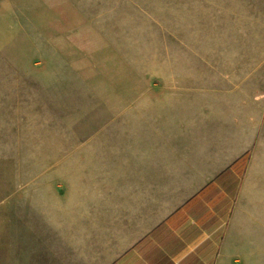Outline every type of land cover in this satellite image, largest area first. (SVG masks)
<instances>
[{
  "label": "crops",
  "instance_id": "obj_1",
  "mask_svg": "<svg viewBox=\"0 0 264 264\" xmlns=\"http://www.w3.org/2000/svg\"><path fill=\"white\" fill-rule=\"evenodd\" d=\"M177 3L184 41L215 28L221 13L230 28L264 27V0ZM105 8V0H0V13L19 19ZM157 61L97 135L51 150L60 159L34 211L0 215L8 234L0 264H264V52ZM6 81L1 93L11 91Z\"/></svg>",
  "mask_w": 264,
  "mask_h": 264
},
{
  "label": "rangeland",
  "instance_id": "obj_2",
  "mask_svg": "<svg viewBox=\"0 0 264 264\" xmlns=\"http://www.w3.org/2000/svg\"><path fill=\"white\" fill-rule=\"evenodd\" d=\"M105 5L90 14L54 11L19 19L0 13V76L12 80L11 91L0 92V215L34 211L38 196L44 201L49 166L60 159L51 150L97 135L98 123L113 119L120 98L129 100L124 90L148 63H176L181 53L264 52V27L230 28L224 13L215 28L184 41L177 0ZM242 37L250 43L241 44ZM257 38L263 44H252ZM2 224L0 238L8 236Z\"/></svg>",
  "mask_w": 264,
  "mask_h": 264
}]
</instances>
